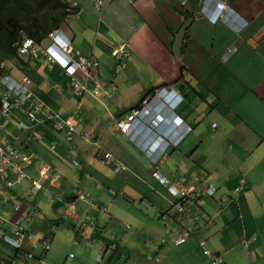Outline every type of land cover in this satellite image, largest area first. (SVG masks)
<instances>
[{
    "label": "crops",
    "instance_id": "1",
    "mask_svg": "<svg viewBox=\"0 0 264 264\" xmlns=\"http://www.w3.org/2000/svg\"><path fill=\"white\" fill-rule=\"evenodd\" d=\"M229 5L246 22L239 32L226 22L210 23L198 9L189 15L176 0H103V8L93 14L88 10L83 14L79 7L61 31L79 53L73 60L94 61L95 81L112 85L110 96L98 98L86 92L76 98L71 76L60 66L47 63L44 49L49 41L37 49L35 58L22 59L24 64L4 62V70L14 79L29 78L26 88L30 97L13 110L10 118L0 117V143L9 141L20 146L25 141L27 137L18 124L26 122L24 111L28 108L36 109L37 119L56 114L76 126L73 146L48 123L35 126L41 140L31 139L21 147L34 157L27 173L38 179L42 166L58 172L61 178L53 186L46 184L45 189L36 191L46 194L47 206L34 197L26 199L36 193L27 191L29 181L15 184L4 198L8 204L0 201V215L14 218L12 206L21 204V211L31 212L29 219L33 220L39 208H45L47 214L48 209L53 212V200H64V207L65 201L82 193L87 200H75L76 218L68 217L72 220L60 234L67 239V249H77V264H95L98 258V264H193L192 259L201 260L200 250L205 246L212 256L207 257L204 251L210 261L264 264V201L258 209L248 207L255 195L264 199V0H229ZM189 18L193 19L186 29L181 54L175 57L174 34ZM121 45L127 56L119 63L112 52ZM230 46L235 50L224 58ZM110 57L116 64L114 70L109 66ZM92 82V78L87 80L88 88ZM157 87L178 90L174 113L190 126V131L170 123L173 117L161 100L142 111L137 121L140 127L129 134L120 133L116 120L140 106V100ZM2 93L0 84V100ZM204 148L208 149L197 172L193 165L192 170L185 169L188 158ZM99 151L110 153L123 171L115 172L102 164ZM188 151L189 156L182 155ZM73 161L79 167L71 168ZM156 170L178 185H187L185 180L201 178L197 184L207 179L216 192L200 200L184 201L189 212L183 209L176 213L172 209L176 197L153 175ZM118 174L122 176L119 180H124V195L132 202L125 197L118 200L110 193L105 209L98 200L112 186L116 188ZM7 175L11 179L12 173ZM236 188L239 190L234 192ZM232 196L237 201L233 202ZM136 201L138 210L130 206ZM121 210L137 222L133 232L117 231L114 223L121 218ZM61 214L66 217L63 209ZM96 217H100V225H91L89 221ZM32 220L27 222L30 233L39 231ZM183 234L190 238L185 236L178 244ZM55 236L43 234L38 244L35 239L34 244L24 240L23 252H27L25 246L41 245L34 257L44 264L49 253V249L44 251L46 238L51 242ZM86 237L89 244L82 242ZM15 259L0 256V264H16ZM21 262L27 264L23 257ZM194 264L203 262L195 260Z\"/></svg>",
    "mask_w": 264,
    "mask_h": 264
},
{
    "label": "built area",
    "instance_id": "2",
    "mask_svg": "<svg viewBox=\"0 0 264 264\" xmlns=\"http://www.w3.org/2000/svg\"><path fill=\"white\" fill-rule=\"evenodd\" d=\"M92 1L97 9H100L103 5V0ZM176 1L180 4L181 9L190 10L192 8V1L195 0ZM210 1L212 0H206L205 6H208ZM226 7L225 0H216L215 8L218 12H222V15L225 12ZM204 14L207 15L205 11ZM48 38L52 41V47H50L46 53L48 63L49 65H60L65 72L71 76V87L76 98L80 99L83 94L88 91L86 82L89 78H92V81L94 82V87L91 91V94L94 97L109 95V88L102 86L95 81V76L91 73L95 66L94 61L85 58H79L78 60L73 61L71 55L78 56L79 53L72 50L68 40L62 39L57 32L49 33ZM31 48L32 41L25 39L19 49V55L28 54ZM31 52L34 56V51ZM56 52H58V54ZM112 55L113 58L120 63L127 56V52L125 51L124 46L121 45L112 52ZM0 83L4 88L3 96L0 101V117L6 119L11 116L14 109H19L20 104H23L25 100L28 99L30 94L26 89V85L29 83V79L27 77H23L21 80L17 81L9 75H3L0 77ZM25 115L27 123L21 122L18 125L21 133H24L27 137L25 141L20 146L14 145V142L9 141L0 143V197H5L8 189L24 180H29L32 188L34 190H38L42 188L43 182H48L49 186H53L59 178V175L56 172L51 171L52 169L42 166L38 170V179H33L28 175L27 169L31 166L34 157L33 154L22 151L21 147L27 146L28 141L31 139L40 140L41 134L34 128L40 123V121L36 118V111L33 108H29L25 111ZM141 116L142 111L140 109L131 111L129 115H126L117 123L118 129L124 134L129 133L132 126L136 124ZM47 122L51 124L55 131L64 134L65 141L69 145H73V134L76 126L74 121L62 120L59 115H54L47 118ZM1 129L2 128L0 126V131ZM101 160L105 164H112L111 168L113 170H119V168H121L118 164L114 163L111 155L108 153H104ZM76 164L77 163L74 162V165ZM8 172L12 173L11 179L7 175ZM153 175L160 180L161 184L165 188H168V191L171 194L177 196L178 198L210 196L214 192V189L208 184L207 179L194 185H178L177 183H173L161 176L158 171H154ZM75 200L84 201L87 200V196L80 193L73 199L66 201L64 203L63 210L66 217L76 218ZM175 209L177 212H181L183 210L179 203L175 205ZM14 210L17 215L13 221H10L9 229L0 228V239L18 248L21 242L19 230L21 223L24 221V216L19 212V206H16ZM90 224L93 225L94 222L91 221ZM181 242H183V239L178 241V243Z\"/></svg>",
    "mask_w": 264,
    "mask_h": 264
},
{
    "label": "trees",
    "instance_id": "3",
    "mask_svg": "<svg viewBox=\"0 0 264 264\" xmlns=\"http://www.w3.org/2000/svg\"><path fill=\"white\" fill-rule=\"evenodd\" d=\"M70 1L77 0H0V76L6 73L2 67L4 62L13 60L20 64H24L22 62L23 58L18 56V47L23 39H31L35 45L41 46L49 33L61 29L71 17L78 13V8L70 7ZM93 87L94 82L91 83L87 92L91 93ZM155 89L150 90V92L143 97L140 102L148 98L151 93L155 91ZM133 108L134 107L131 109ZM56 173L59 175L58 172ZM60 178L61 177L59 175L58 180ZM29 184V188L27 189L29 193L45 189L46 186L44 185L46 184L49 186L48 182H43L41 189L34 190L30 182ZM4 198L5 197H1L0 201L4 205H7L8 200ZM16 206H19V212L23 214L24 220L26 216L25 214L30 217L31 212L24 213L21 211V204H14L12 206V210L14 212ZM23 222L21 223L19 230L21 235L19 247L16 248L0 239L1 242L5 243L3 247H7V245H9L13 248V253L4 252L2 250L3 247L0 248V256L8 255L10 260L13 261V259H15L18 255L19 257H23L27 261V264H40L41 260H37L36 257L28 252H23L21 245L24 243V240H32L33 244L35 242L33 241L34 238L31 234L23 228ZM47 239L48 238H46V241ZM46 245L47 244L45 243L44 251H46ZM21 253L22 255H20Z\"/></svg>",
    "mask_w": 264,
    "mask_h": 264
},
{
    "label": "rangeland",
    "instance_id": "4",
    "mask_svg": "<svg viewBox=\"0 0 264 264\" xmlns=\"http://www.w3.org/2000/svg\"><path fill=\"white\" fill-rule=\"evenodd\" d=\"M77 2L79 3L78 8L80 7V10L82 12H84L83 14H86L87 10L89 12H91L92 14L94 12H97L94 9L95 7L93 8L91 6V4H90V3H92V0H77ZM88 4H90V6ZM70 7H72V6H70ZM102 8H103V6H102ZM44 43L45 42H43V44ZM109 66H111V68L113 70L115 69V66H116L115 62L113 61V59L111 57H110V60H109ZM119 75H121V72L119 73ZM207 149L208 148H204V151L201 150L198 154H195L193 157L191 156L192 158H188L187 165L185 166V169L192 170V165H193V168L195 169V172H197L198 166L201 165L200 164V159L205 157V150H207ZM190 151L185 152L182 155L183 156L184 155L185 156H189L190 153H191ZM178 158L181 159L179 156H178ZM165 162H163V163H165ZM166 163L168 164V163H170V161H167ZM180 164H181V161H180ZM180 164H178V165H180ZM163 166L164 165L162 164L160 167L163 168ZM71 168H73V169L75 168L73 163H72V167ZM223 170H224L223 177L224 178L228 177L227 174L225 173V169L224 168H223ZM121 174H118V176H115V177L119 180L122 177ZM231 176H232V172H231ZM153 179H155V178H153ZM199 180H201V178ZM199 180H197V181L185 180V182L188 183L187 185H189V184H194V183L198 182ZM123 182H124V180H119L116 183V185H114L116 188H114L112 186L110 188L109 192L106 193V196H102L101 199L98 200V201L103 202L105 204V205H103V207L105 209L107 207L106 205H107L110 197L112 196L110 193H113V196L116 195L118 200H121V199H123V197H125L129 202H132V200L130 198H128V196L124 195L125 191L123 190ZM150 185H152V184H150ZM33 197L36 198V199L41 200L43 202V204L45 206H47L48 202H47L46 194L43 193L42 191H40L38 193L37 192L33 193L32 195H29L26 199L29 198L31 200ZM63 201L64 200H62V202ZM232 201L233 202L237 201V197L236 196H232ZM250 201L251 202L248 205V207H252L254 205L255 208L258 209L260 207L261 203L264 201V199H262L260 197V195H255L254 199L251 198ZM62 202L57 203L55 200H53V202H50V204L55 208V210H53V212H51L48 209L49 213L47 214V213H45L46 212L45 208H44V210L39 208V210H35V214L36 215H35L34 219L33 220L31 219L32 222H35V223L38 224V229L40 231V232L39 231H33L31 233L29 232L31 234V236L35 239L37 244H38V240L42 239L41 237L43 236V234L48 233L50 236L52 235V233L56 234L55 238L52 239L51 242H49L50 241V237L47 239V243L49 244V246H48L49 253H48V255L46 256V258L44 260V264H77V252H76L77 249L76 248H74V250L73 249H71V250L67 249V247H68L67 239L65 237H63V236H60L62 231L66 229V225L69 222H71V220H72V219H69V218L63 216V214H61V210L63 209V203ZM132 205H133V209H135V210L137 209L138 210V202L137 201L135 202V204H131L130 206L132 207ZM183 209H184V212H186V213L189 212V206L187 204L183 205ZM203 209H205V207ZM242 209H244V207ZM257 209L254 210L255 214L258 212ZM108 214H109V212H108ZM25 215H26L25 216V220H24L22 226L24 227V224H25L26 231H29L27 229V225L29 223H27V222H29L31 220L29 219L30 217L27 214H25ZM120 216H121V218L119 220L115 221V223H114V225H117L116 226L117 231L119 233H121V232L122 233H124V232H133V230H135V226L137 225V222H135V220L131 216V214L128 213L127 211H125V210H121ZM0 217H3V215H0ZM104 219H106V223H109V220L107 218H105V216H104ZM90 221H93L95 223H99V225H100L101 219H100V217H96L94 220H90ZM56 224H59L58 228L56 227ZM68 236H69L70 242H71V240H72V232H70V234ZM173 236H174V234H173ZM186 236H187L186 239L188 240L190 238V236L189 237H188V235H186ZM174 238H177V237H174ZM83 241H86L88 244L91 242L89 237L84 238L82 240V242ZM3 245H5V243L1 242V240H0V247L3 246ZM25 248L27 249V252L29 254H31L33 256H38V254H39V252L41 250V245H39L38 247L37 246L33 247V248L25 246ZM207 249H208L207 246H205V248H201L200 251H201V253L203 251V254H204V251L207 250ZM2 250L4 252L13 253V248L11 246H9V245H7V247L4 246ZM203 254H201V260H199V259H194L193 260L192 259L193 264H194L195 260H196V263H198V262L202 263L203 262V264H208L210 262V259L207 258L208 256L206 257L205 254L204 255ZM14 262H16V264H19L21 262V257H17ZM21 263L24 264L23 262H21Z\"/></svg>",
    "mask_w": 264,
    "mask_h": 264
},
{
    "label": "clouds",
    "instance_id": "5",
    "mask_svg": "<svg viewBox=\"0 0 264 264\" xmlns=\"http://www.w3.org/2000/svg\"><path fill=\"white\" fill-rule=\"evenodd\" d=\"M205 1L206 0H195V1H192V8L190 9V10H185L184 9V11H186L189 15H192V12H193V10L195 9H198V11H199V13L201 14V16L204 18V19H206V20H208L210 23H212V24H217L218 22H226V23H228L230 26H231V28H233V30L234 31H236V32H239L240 30H242L245 26H246V22H245V20H243L242 18H241V16L239 15V14H237L236 12H234L233 11V9H232V7L229 5V0H225V4H226V10H225V12L223 13V15H222V12H218V10L215 8V2H216V0H212V1H210V3H209V5L208 6H205ZM92 3H93V1H92ZM78 2L77 1H70V6H72V8H78ZM93 5H94V7H95V9L97 10V12H100V10L102 9V7L100 8V9H97L96 8V6H95V4L93 3ZM103 6V5H102ZM204 11L207 13V15H205L204 14ZM187 29V28H186ZM53 32H57V34L58 35H60L61 36V38L62 39H64V40H68L69 41V43H70V46H71V48H72V45H71V41H70V39L69 38H67L64 34H63V32L61 31V29H59L58 31H53ZM52 33V32H51ZM185 36V35H184ZM25 39H28V38H25ZM25 39H23L22 40V42H21V44L19 45V47H18V56L19 57H21V58H23V59H25L26 57L27 58H35L36 57V51H37V49H39V50H41V48H40V46H37V45H35L34 44V42L31 40V39H29V40H31L32 41V48L30 49V52L28 53V54H25V55H19V49H20V47L22 46V44H23V42H24V40ZM184 39V38H183ZM46 41H49V45H48V47L47 48H45L44 49V55H45V57H46V60H47V55H46V53H47V50L50 48V47H52V41L48 38V35H47V38H46V40H45V42ZM124 48H125V46H124ZM73 50V49H72ZM234 50H235V47L234 46H230V47H228V48H226V52H225V54H224V58H228L229 56H231L232 54H233V52H234ZM31 51H34V56H33V53L31 52ZM74 51V50H73ZM57 54H58V52H56ZM28 56H30V57H28ZM75 55H71V58H72V60H73V57H74ZM73 61H75V60H73ZM116 61V60H115ZM117 62V61H116ZM47 63H48V60H47ZM4 64V63H3ZM3 64H2V67H3ZM48 65H49V63H48ZM54 65H58V64H53V65H49V66H54ZM58 66H60V65H58ZM118 66V65H117ZM61 67V66H60ZM62 68V67H61ZM95 68V67H94ZM63 69V68H62ZM95 71V70H94ZM94 71H93V69H92V74H94ZM3 75H9V74H7V73H5V74H3ZM3 75H1L0 77H2ZM10 76V75H9ZM95 76V75H94ZM11 77V76H10ZM23 77H27V76H22L19 80H21ZM11 78H13V77H11ZM28 78V77H27ZM95 78H96V76H95ZM14 79V78H13ZM29 79V78H28ZM15 80H17V79H15ZM19 80H17V81H19ZM30 81V80H29ZM99 83V82H98ZM1 84V83H0ZM2 85V84H1ZM27 86V85H26ZM102 86H105V87H107L106 85H103L102 84ZM3 87V86H2ZM181 87H182V85H181ZM107 88H109V90H110V93H109V95L108 96H110V94H111V89H112V85H110V86H108ZM27 89V88H26ZM3 91H4V88H3ZM28 91V90H27ZM29 93V92H28ZM30 94V93H29ZM2 96H3V93H2ZM102 96V95H101ZM101 96H99V97H101ZM29 97H30V95H29ZM28 97V98H29ZM98 97V98H99ZM177 97H179V93H178V90H175V89H168L167 87H157L156 89H155V91L154 92H152L151 93V95L148 97V98H146V99H144V100H142L140 103H141V105L140 106H138V107H136V108H133V109H131V110H129L127 113H125L124 115H123V117H121V118H118L117 120H116V126H117V123L119 122V121H121L126 115H129L130 114V112L131 111H133V110H136V109H140L141 111H143V110H145L146 108H149L150 106H151V104L153 103V102H156V101H161V100H163L162 102H164L165 103V105H166V110H169L170 112H171V116L170 117H173V120L170 122V123H172V125H174L175 126V124H180L181 125V127H182V131H184V132H187L188 130L190 131V126H188L187 124H185L184 122H181L180 121V117L178 116V115H176L175 113H174V109H175V105H176V103H175V99L177 98ZM1 99H2V97H1ZM1 101V100H0ZM37 107H40V106H37ZM29 109V108H28ZM35 111H36V109L35 108H33ZM27 109H25V111H26ZM25 111H24V117H25V120H26V115H25ZM36 113H37V111H36ZM174 113V114H173ZM56 115V114H55ZM52 116H54V114L52 115ZM52 116H50V117H52ZM50 117H47V118H50ZM2 118V117H1ZM8 118H10V117H8ZM8 118H6V119H8ZM47 118H45L44 120H40V119H38L39 121H40V123L39 124H42V123H48L49 125H50V127L52 128V126H51V124L49 123V122H47ZM2 119H4V118H2ZM21 123V122H20ZM22 123H27V120H26V122H22ZM39 124H37V125H39ZM19 125V124H18ZM137 126H139L140 127V125L139 124H137V122H136V124L134 125V126H132V128H131V130H130V132L132 131V130H134ZM19 127V126H18ZM35 128V127H34ZM52 130L54 131V132H57V131H55L53 128H52ZM117 130L120 132V133H122L119 129H118V127H117ZM38 132V131H37ZM129 132V133H130ZM129 133H127V134H129ZM122 134H124V133H122ZM41 138H42V136H41ZM41 140V139H40ZM170 140H167L166 139V145H169L170 143ZM73 146V145H72ZM104 153H108V152H104V151H99L98 152V154H99V156H100V161L102 162V160H101V158H102V155L104 154ZM108 154H110V153H108ZM111 155V154H110ZM111 157H112V155H111ZM112 159H113V157H112ZM114 161V160H113ZM73 162H76V161H73ZM77 163V162H76ZM114 163L115 164H117L115 161H114ZM102 164H104L105 166H108L112 171H115V172H119V171H123V167L120 165V164H118L121 168H119V170H113L112 168H111V165L112 164H105V163H103L102 162ZM73 165H74V163H73ZM74 166H78V163L76 164V165H74ZM157 171V170H156ZM164 177V176H163ZM165 178V177H164ZM167 179V178H166ZM27 181H29V180H27ZM30 182V181H29ZM208 184L212 187V185L208 182ZM192 185H194V184H192ZM213 188V187H212ZM237 189V190H236ZM235 190H234V192H237L239 189L238 188H236ZM215 192H216V188H214V192H213V194L212 195H210V196H213L214 194H215ZM8 194L6 193V196H7ZM85 195V194H84ZM173 195V194H172ZM77 196V195H76ZM87 196V195H86ZM173 196H175V195H173ZM210 196H203V197H210ZM176 197V201H175V203H173L172 204V209H174L175 211H176V213H182L183 212V210L181 211V212H177V210L175 209V205L177 204V203H179L181 206H182V209H183V202L184 201H186V200H188V199H196V200H198V199H202L203 197H192V198H178L177 196H175ZM1 198V197H0ZM73 199V198H72ZM71 200V199H70ZM84 201H86V200H84ZM66 202V201H65ZM64 202V203H65ZM99 209L100 210H102L103 208H102V206H99ZM63 210H64V207H63ZM68 218V217H67ZM15 219V217L14 218H3V217H0V228H2V229H9L10 228V225H9V223H10V221H13ZM72 219H74V218H72ZM91 222V221H90ZM93 222V221H92ZM7 224H8V226H7ZM6 227H8V228H6ZM185 236H186V234H183V236H182V238L181 239H183V242H184V240H185ZM181 239H179V240H181ZM178 240V241H179ZM178 241H177V243H178ZM47 242V241H46ZM45 242V243H46ZM183 242H181V243H183ZM47 244V243H46ZM178 244H180V243H178ZM201 246H203V242H201ZM46 250H48V245H46ZM205 254L207 255V256H209V257H212L211 256V254L209 253V251H207V250H205ZM99 258H98V260H97V262H96V264H98V262H99ZM211 263H215V264H220V262L218 261V260H211L208 264H211Z\"/></svg>",
    "mask_w": 264,
    "mask_h": 264
},
{
    "label": "water",
    "instance_id": "6",
    "mask_svg": "<svg viewBox=\"0 0 264 264\" xmlns=\"http://www.w3.org/2000/svg\"><path fill=\"white\" fill-rule=\"evenodd\" d=\"M193 18H189L187 21H185L181 28L174 34V41L172 43V53L175 57H179L181 54V47L183 38L186 32V28L188 27L189 23L192 21Z\"/></svg>",
    "mask_w": 264,
    "mask_h": 264
},
{
    "label": "bare ground",
    "instance_id": "7",
    "mask_svg": "<svg viewBox=\"0 0 264 264\" xmlns=\"http://www.w3.org/2000/svg\"><path fill=\"white\" fill-rule=\"evenodd\" d=\"M225 23V22H224ZM227 24V23H226ZM228 25V24H227ZM230 26V25H229ZM185 37V36H184Z\"/></svg>",
    "mask_w": 264,
    "mask_h": 264
}]
</instances>
